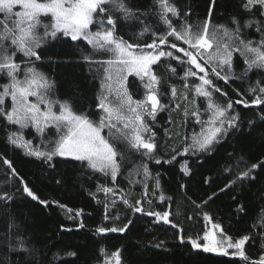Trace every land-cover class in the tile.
Listing matches in <instances>:
<instances>
[{
	"label": "trees",
	"instance_id": "16d2710c",
	"mask_svg": "<svg viewBox=\"0 0 264 264\" xmlns=\"http://www.w3.org/2000/svg\"><path fill=\"white\" fill-rule=\"evenodd\" d=\"M171 2L181 13L171 17L174 25H196L207 15L209 0ZM126 4L139 20H119L117 36L143 45L152 42L153 32L167 31L159 19L156 0H126ZM240 5L241 0H217L212 25L234 27L233 16L241 24L253 21L252 27L243 28L242 33L247 39L258 41L261 33L255 22L264 21V16L255 10L248 13ZM145 25L152 31L140 35ZM46 43L37 49L40 59L34 64L53 82L52 98L69 101L75 111L88 114L92 120L100 117L97 105L106 65L85 59L93 50L83 40L59 37ZM176 43L186 47L181 41ZM161 48L169 50L166 45ZM105 58L101 54L93 57ZM188 67L168 57H162L152 67L159 79L163 107L154 120L147 117L151 132L144 135L154 134L156 149L151 155H144V150L137 151L126 142L117 141L123 156L118 158L120 169L114 181L111 175L71 158L55 156L46 161L27 155L25 149L8 141V134L17 131V126L0 118V195L7 192L11 197L0 200V264H105V253L117 250L121 264H245L232 253L218 256L192 248L188 238L202 237L210 223L219 224L233 238L249 236L245 251L252 259L264 255V105L251 104L254 94L250 92L257 81H264V70L253 69L245 74L243 57L233 54L232 69L225 66L221 73L228 76L227 82L212 77L226 95L213 91L212 100L221 106L233 102L229 114L238 115L236 127L229 128L209 151L185 152L193 143V136L204 127L192 113L199 110L201 120L209 118L205 111L208 100L193 90L199 79H184ZM5 83L7 77L0 78V85ZM128 83L133 98L142 99L145 91L140 87L141 81L130 77ZM136 87L141 94L137 91L136 95ZM237 100L248 101V106L235 103ZM26 129L24 137L38 145L33 130ZM55 136L50 131L44 139H56ZM5 158L12 161L18 176L2 162ZM253 164L259 166L252 169L249 177L237 179ZM185 165L188 174L182 170ZM145 166L148 175L144 174ZM21 177L39 200L23 192ZM104 187L111 188L112 193L106 194ZM40 201H47V206ZM136 207L144 211L136 212ZM148 212H168L169 223ZM124 225V232H97L101 227L119 229ZM17 236L26 241L28 252L17 250Z\"/></svg>",
	"mask_w": 264,
	"mask_h": 264
},
{
	"label": "snow or ice",
	"instance_id": "6c2138e0",
	"mask_svg": "<svg viewBox=\"0 0 264 264\" xmlns=\"http://www.w3.org/2000/svg\"><path fill=\"white\" fill-rule=\"evenodd\" d=\"M216 3L217 0H209L207 15L202 23L192 25L185 22L177 26L171 19L181 15L175 4L171 0H156L159 19L166 26L167 31L162 34L153 32L152 42L141 45L128 43L122 36L116 35L119 20H139L137 13L127 6L126 0H0V75L8 79V83L0 85V118L9 125H16L18 129L8 134L9 143L25 149L29 156L43 158L46 161H52L53 157L60 156L81 163L86 162L89 168L104 175H111L114 181L120 169L118 158L123 156L117 148V141L122 140L137 151L144 150V155H151L156 149L154 134L147 137L144 135L151 132L145 117L154 120L157 111L163 107L160 101L159 79L152 71V66L159 63L162 57H168L189 65L184 79L197 77L200 83L194 85L193 90L197 95L208 100V107L205 110L209 113L207 121L200 119L199 110L192 113L197 118V122L204 127L201 133L193 136V143L185 148V152L189 149L209 151L229 128L236 127L239 118L238 115L229 114V110L233 108L232 101L224 106L213 102V91L223 95L226 93H222L213 83L212 77L227 82L228 76L221 73L225 66L229 71L232 69L234 53H239L243 57L247 66L245 74L253 69L264 70V21L255 22L258 24L257 31L261 33V38L258 41L247 39L242 29L252 27L253 21L241 24L233 16L231 24L234 27L224 24L212 25ZM240 6L248 13H253L255 10L264 16V0H241ZM117 12L121 15H115ZM42 17H50V23H44ZM93 25L97 26L96 31L90 30ZM40 28H43L42 34ZM149 31L152 29L145 25L140 35ZM57 34L70 37L72 41H86L93 52L85 59L108 66L104 67L105 77L97 105L104 114L98 121H93L86 113L75 111L67 100L53 99V82L35 67L32 58L40 59L36 49L47 37L55 38ZM169 37L173 39L169 40ZM176 41H181L186 47L178 46ZM161 45H166L169 50L162 49ZM18 53L27 58V61L18 62L16 59ZM180 53L183 56L179 55ZM97 54L106 55V58L94 60L93 57ZM112 68L115 69V74L110 70ZM171 71L175 72V68ZM200 73L203 75H199ZM133 74L144 84L146 91L143 99L134 100L124 85L127 76ZM185 87H188L187 83ZM250 92L254 94L251 104L264 105V81H257V86L251 88ZM175 94L176 89L173 87L172 95ZM30 97L35 99L30 100ZM8 100L11 101L10 107L6 103ZM235 103L248 106V101L237 100ZM261 119L264 120V116ZM118 124H122L123 127H118ZM29 127L34 128L40 137L45 135L48 128L54 127L58 139L49 141L51 146L45 145L46 150H41L40 145H33L31 140L24 139L23 130ZM104 128L109 129L108 137L102 135ZM113 129L115 132L112 131ZM2 162L8 165L13 175H19L12 161L5 158ZM156 162L160 163L159 160ZM258 166L253 164L237 179L249 177L252 169ZM182 170L188 174L186 165ZM144 174H149L146 166ZM20 182L27 196L39 200L22 177ZM102 190L106 194L113 191L107 187ZM9 199L11 197L7 192L0 195V200ZM40 203L47 206L48 202L40 201ZM139 203L138 201L137 204ZM135 211L143 212L144 209L136 207ZM147 214L169 223L168 212ZM212 227L218 231H206L202 237L188 238L192 248L224 255H229V249H235L232 255L238 256L245 264H264V255L252 259L246 253L245 244L250 240L249 236L245 235L237 239L229 236L219 224H213ZM126 229L127 225L119 229L101 227L97 232H124ZM183 240L184 238L181 237L182 242ZM15 243L17 250L29 251L23 238L17 236ZM101 252L103 253L104 250L102 249ZM105 255V264H121L119 250Z\"/></svg>",
	"mask_w": 264,
	"mask_h": 264
},
{
	"label": "rangeland",
	"instance_id": "374dc122",
	"mask_svg": "<svg viewBox=\"0 0 264 264\" xmlns=\"http://www.w3.org/2000/svg\"><path fill=\"white\" fill-rule=\"evenodd\" d=\"M42 19V21L44 22V23H50V17H42L41 18ZM90 30L91 31H96L97 30V26L96 25H93V26H91V28H90ZM39 31H40V33L42 34L43 33V28H40L39 29ZM59 37H63V38H68V37H65V36H63V35H61V34H57V37H55V38H52V37H47L42 43H41V45H43V44H45L46 42H48V41H53V40H55V39H57V38H59ZM70 38V37H69ZM86 44H87V42L86 41H84ZM47 44V43H46ZM45 44V45H46ZM40 45V46H41ZM90 46V45H89ZM162 46V45H161ZM91 47V46H90ZM38 49V48H37ZM36 49V50H37ZM91 49H92V47H91ZM93 50V49H92ZM93 66H96V64H94ZM154 66V65H153ZM152 66V67H153ZM23 67V66H22ZM105 67H108V66H105ZM112 72H113V74H115V69L114 68H112V69H110ZM21 74H23V73H21ZM104 77H105V74H104ZM130 77H133V78H135V79H137V80H139V81H141V79L138 77V76H136V75H128L127 76V79L124 81V85H125V87L127 88V91L129 92V90H131L130 89V85H129V83H128V79H130ZM104 81V80H103ZM142 86V89L144 90V91H146L145 90V88H144V84H143V82L141 81V85H140V87ZM135 90H136V95L138 94V92L140 93V90L138 89V87H136L135 88ZM101 91H102V89L100 88V94H101ZM138 91V92H137ZM132 92V91H131ZM130 93V92H129ZM141 94V93H140ZM140 94L138 95V96H140ZM197 96H199V95H197ZM110 99H112V97H109ZM144 98V97H143ZM142 98V99H143ZM35 98H33V97H30V100H34ZM134 99V98H133ZM134 100H136V99H134ZM6 103H7V105L10 107L11 106V101L10 100H8V101H6ZM161 105L163 106V104H162V102H161ZM159 111V110H158ZM104 113L102 112V110L100 109V115H103ZM99 118L100 117H97V119H94L93 121H98L99 120ZM148 118H150V117H148ZM145 119H147V116L145 117ZM206 120V119H205ZM118 127H123V125L122 124H118ZM29 128H31L32 130H33V134H34V138H36L37 139V141H38V145H40L41 146V149L42 150H46L45 149V145H48L49 147L51 146L50 144H49V141H55L56 139H58V136H57V133H56V129L54 128V127H50V128H48L47 130H46V132H45V134H47V133H49L50 131H54L55 132V134H56V139H54V138H49V140L48 141H45V139H44V136L43 137H40L39 135H37V133L35 132V129L34 128H32V127H29ZM27 131H29L28 129H26ZM113 131V130H112ZM114 132V131H113ZM145 134V133H144ZM102 135H104V136H106V137H108L109 136V129L108 128H106V130H104L103 129V131H102ZM33 138V139H34ZM24 139L25 140H27L25 137H24ZM42 141H43V143H42ZM122 141V140H121ZM120 141V142H121ZM64 158H68V157H64ZM86 163V162H85ZM97 172H99V171H97ZM102 173V172H101ZM107 198H113V199H115L116 197H108V196H106ZM119 199V198H118ZM213 223H210V226H209V229H208V231H218V230H216V229H213ZM229 251V253H233V251L235 252L236 250L235 249H229L228 250ZM207 253H209V252H207ZM211 254H214V255H218V256H228V255H224L223 253H211Z\"/></svg>",
	"mask_w": 264,
	"mask_h": 264
},
{
	"label": "flooded vegetation",
	"instance_id": "af4514ba",
	"mask_svg": "<svg viewBox=\"0 0 264 264\" xmlns=\"http://www.w3.org/2000/svg\"><path fill=\"white\" fill-rule=\"evenodd\" d=\"M45 45L43 44V45H41L38 49H40V48H42V47H44ZM36 52H37V54L39 55V53H38V50H36ZM23 58V59H22ZM16 59H17V61L18 62H21V61H27V58H25V57H23L22 56V54H17V57H16ZM33 59V61H35V58H32ZM22 66L24 67V64H22ZM30 66V65H29ZM21 75H23V74H21ZM4 78L5 79V77L6 76H2V75H0V78Z\"/></svg>",
	"mask_w": 264,
	"mask_h": 264
}]
</instances>
